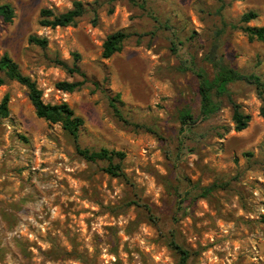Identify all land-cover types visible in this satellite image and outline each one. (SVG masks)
I'll list each match as a JSON object with an SVG mask.
<instances>
[{
	"label": "rangeland",
	"instance_id": "374dc122",
	"mask_svg": "<svg viewBox=\"0 0 264 264\" xmlns=\"http://www.w3.org/2000/svg\"><path fill=\"white\" fill-rule=\"evenodd\" d=\"M4 1L16 15L0 18V57L16 60L45 102H67L84 118L83 147L124 151L126 176L81 156L61 123L37 116L25 85H0V102L10 95L0 121V264H180L172 237L190 251L187 264H264L262 100L255 85L236 81L229 90L251 115L248 127L235 129L226 96L203 118L196 74L213 77L207 56L226 22L215 57L264 81V40L240 28L264 25V0H82L98 6L97 22L88 11L55 28L40 24L42 9L65 12L75 0ZM250 10L258 16L243 23ZM119 29L131 36L103 58L104 41ZM74 52L90 80L67 92L56 83L82 77L54 58L73 64ZM106 87L120 94L131 125L115 114ZM185 109L195 122L182 133Z\"/></svg>",
	"mask_w": 264,
	"mask_h": 264
},
{
	"label": "trees",
	"instance_id": "16d2710c",
	"mask_svg": "<svg viewBox=\"0 0 264 264\" xmlns=\"http://www.w3.org/2000/svg\"><path fill=\"white\" fill-rule=\"evenodd\" d=\"M93 12L94 20L97 22L98 18V6L95 7L94 3H85L82 0H75L73 7L65 12L55 13L53 9L44 8L41 11L42 19L40 24L42 26H49L52 28L58 26L76 25L78 21L88 12ZM16 13L13 5L4 0H0V18L6 22H12ZM258 13L254 10L247 11L243 14L241 21L248 23L255 19ZM228 23L224 22L223 27L219 28L215 32V38L212 43V47L208 53L207 59L212 62L214 67L213 77L203 70L196 71L199 78V95L201 98L200 116L208 118L217 113L221 108V101L219 98H229L233 107V121L235 123V129L242 131L248 127L251 121V115L245 113L241 103L237 102L231 95L229 85L236 81H244L256 86L259 97L262 100L260 108V115L264 118V81L259 75L254 73H246L235 67L225 64L221 59H217L215 56V50L220 45L219 38L224 32ZM235 26V25H233ZM250 40H264V25L251 26L242 25L240 27ZM131 36V32L128 29H119L110 33L103 43V58H110L116 52H120L126 40ZM30 42L40 45L42 47L48 46V38L32 35ZM74 62L70 64L67 59H63L59 56L54 58V62L65 69L69 74H79L82 79L77 80H61L56 83L58 89L73 92L81 89L86 82L90 80L88 74L83 71L81 67V54L79 52L73 53ZM8 80H16L19 83L25 85L28 89V95L35 107L38 117L44 118L52 124L61 123L63 128L73 137L76 142L77 151L88 161L104 160L108 162L105 170L113 176H126L123 169V160L126 153L122 150L110 149L103 147L99 150H93L88 147H83L80 143V136L84 128L85 120L82 116L75 113L74 109L67 103H47L43 99V91L38 86L36 80L31 76L24 74L18 62L14 60L9 54L5 53L0 57V85L5 84ZM97 86H100L98 81H95ZM108 98L113 107L115 114L127 125H131L130 121L126 119L121 109V100L119 93H113L108 87ZM10 95L6 93L0 102V121L10 114L9 109ZM181 132H185L191 127V123L195 122L192 113L185 109L180 113ZM217 187L216 184L203 188L202 196L208 195L212 190ZM181 206V205H180ZM264 221V219H263ZM170 246L180 254V264H187L190 258V251L178 243L173 237L169 241Z\"/></svg>",
	"mask_w": 264,
	"mask_h": 264
}]
</instances>
